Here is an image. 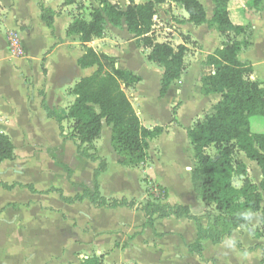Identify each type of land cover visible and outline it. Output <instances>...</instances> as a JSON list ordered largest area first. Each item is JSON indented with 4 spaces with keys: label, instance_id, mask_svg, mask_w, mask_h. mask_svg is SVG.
Here are the masks:
<instances>
[{
    "label": "crops",
    "instance_id": "obj_1",
    "mask_svg": "<svg viewBox=\"0 0 264 264\" xmlns=\"http://www.w3.org/2000/svg\"><path fill=\"white\" fill-rule=\"evenodd\" d=\"M41 1L45 7H48L59 14L55 18L53 30L49 28L54 38L52 39L54 45L50 50L42 54V58L39 61L40 65L44 54L47 55L46 57L48 61L54 51L61 48L69 51V56L72 55L73 58L69 59L68 65L64 67L63 74L60 75L59 80H56L55 78L54 81L53 73H51V70L47 65L49 71L46 77V82L44 83V91H41L39 94L38 83H42L40 80L41 68H39L40 79H36V84L38 85L35 88L25 79L27 76L34 74V67L37 63L32 58L29 43L24 45L22 42L27 54L23 61V63H26L24 64L25 66L18 63V58L8 56L9 60L14 62L15 71H7V73L15 75L18 79V84L24 88V103L19 105L12 100L11 96L6 98L0 96V99L4 98L5 100L0 103V115L4 119V122L0 126L1 133L8 135L15 146L14 160L0 163V264H82L86 259L100 256L104 257L105 264H140L142 260L147 258L153 261L158 260L161 262L159 264H163L162 261L169 257L168 252H171V259L175 261L192 260L193 263L190 262V264H211V257L216 256L214 258L216 263L221 264V262H225L224 259H221L219 254L211 255L209 257L207 255V248L209 245L220 247L226 243L238 248L241 254L245 256L253 254L255 247L253 239L248 236H241L240 233L244 231L242 228L232 230L230 236L225 238L221 244L215 245L209 240L203 241L202 255H198L191 252L189 248L198 240V227L193 220H178L175 217L170 216L164 219H157L153 227H151L146 224L147 220L143 212L129 208L97 207L89 200H85L81 203L69 204L62 201L60 195L57 193L58 191H62L64 196L68 198H74L77 195L82 194L83 191L78 192L74 196H68L63 189L55 187L41 189L36 181L24 179V177L31 178L28 177L32 172L31 163L29 162L30 157L36 158L37 156L42 162L46 160L51 164L61 166L65 172L66 178L68 173L66 168L68 167V164L65 160H62L60 164H57L55 159L43 158V153L36 152L37 150L46 149L43 145L35 146L34 153L30 156L28 154H23L22 156L19 155V150L15 141L20 139L25 151H28L27 147H29V144H26V133L28 131V126H30L29 118L31 119L32 116L30 112L27 115L22 107H24L25 110L28 108L29 111H31V100H39L40 107L47 117L46 112L42 108V100L43 97H45L46 102L50 107L51 94V98H54L55 103L59 101V106H53L50 108L56 109L61 115H64L63 106L67 104V102L72 104L76 99L72 93L76 84L83 78L91 76L96 70L95 67L83 69L79 66V59L85 54V52H83L84 44L80 41L79 37L77 35L72 36L68 33L70 25L75 21L71 15L72 6H64V0ZM111 1L118 4L115 0ZM148 1L149 0H139L138 3L143 4ZM200 1L206 8L208 21L211 20L215 8L213 0ZM38 2L39 0H34V9L37 15V20L40 18L43 24L47 27L41 18V11ZM129 4V0H123L120 5L123 10H126ZM18 6V0H0V44L4 45L6 51H9L7 36L10 31H16L19 36L20 32H24L30 39L34 37L36 31L33 26L32 18L28 19L27 17H22ZM229 12L232 21V29L228 32V37H224L218 32L215 26L210 27L209 24L195 26L188 21L182 22V20L186 18L184 17V8L179 4L168 2L165 6L157 7V15L154 19L153 26V34L157 41L159 43H170L174 47L185 45L188 48V53L185 58L186 69L182 74L181 79L171 85L164 98L160 97V90L158 95L160 99L166 100L172 96L173 93L175 94V98L171 102L173 104L171 107H177L181 104L179 117L182 110L185 109L188 104V101L197 102L198 100H202L203 102L197 105L190 116V119H195L200 116L199 114L202 109L207 108L206 103L213 108L221 100V94H207L204 90V79L217 73L216 67L207 65L205 62L209 55L213 54L217 49L222 48L224 43L228 40H237L243 43L242 49L238 54L239 61L245 64H250L254 70L252 80L264 84V0L259 6H255L253 0H231L229 4ZM237 26L244 27L245 32L241 35H236L234 28ZM58 29L61 34L58 33ZM206 36L210 38L213 43V46L210 49H206L203 40ZM185 37L188 39H185ZM195 44L201 47L197 48L195 47ZM85 45L88 46V48H93L97 53L108 56L111 62L116 59L115 66L117 69L125 71L126 73H132L142 79V81L136 84L134 89H132V95L135 96L134 100L140 103L141 112L137 114L138 116L141 115L143 117L141 96L138 93V89L141 87V84L145 79L141 76V68L138 65L129 66V62L127 63L123 58L126 55V48L133 46L130 48L131 54L135 51L134 53H136V57L145 65L144 67L147 69V74H149V76H156V80L158 84H160L161 89L164 69L148 60V55L151 50L142 49L140 47V39L135 38L128 31L125 21L120 27H115L107 22L104 37ZM137 58H134L133 54V58H130V60L137 61ZM2 59L4 60V58ZM28 60L33 62L32 67L27 64L26 61ZM24 67H27L30 72H25ZM51 82H55L53 89L52 86L50 87ZM29 88H31L30 94ZM67 90H70L69 93ZM43 92L44 94H42ZM12 94L14 93L12 92ZM199 96L201 98H199ZM211 101L213 104H211ZM48 121L56 127L57 133L60 134L59 124L56 120L49 119ZM178 123L179 125H174L175 129L186 128V130H184L185 135H187V129L194 126L193 123L185 125L181 120L178 121ZM143 125L146 127V124L143 123ZM103 128L107 130L108 133V136L105 137V141L109 149L112 151L111 156L114 160L112 161L114 164H112L109 157L103 153L102 147L97 145L98 154L96 157L102 160L105 157L106 159L104 160L107 162V170L99 178L101 193L102 190H104L107 179H110L114 184L119 183V179H121L118 175L113 174L116 165L120 166V164L119 157L111 145V127L104 123ZM150 128H153V126L151 125ZM251 129L253 133L264 134V118L263 120L253 118L251 120ZM60 140L63 143L73 142L76 149L74 141L64 142L62 138H60ZM242 154L243 153H241V160L243 159L242 161L248 166V177L252 180L250 173L251 170H254L258 182L252 181L257 185H260L262 180L260 167L256 162L247 159L246 156ZM55 157L57 156L55 155ZM88 165L89 170L87 172L90 177V175H94L95 170L99 168L100 161H89ZM123 168H125V171L130 175H134L137 182L140 181L135 195L131 197H123L136 199L138 203H145L149 199L147 193L148 187L144 182L146 179L151 183H154V185H161L164 188L167 187L164 186L166 182L163 178L157 177L154 173L156 167L150 169L147 168L145 170L140 167ZM145 173L147 174L146 177H144ZM158 178L159 181H157ZM72 181L73 184H76L72 187L82 190L81 186L77 185L78 181ZM235 181L237 187L240 188L243 185V178H236ZM239 181L240 185H238ZM5 185L12 188L7 189ZM28 185H32L35 190L31 191L26 187ZM142 185L145 187L143 188ZM185 187L190 191V199H192L194 205L188 202L174 203L172 200L173 192L170 186L169 189L166 188L169 196L164 202L172 205H185L188 206L190 210L193 206L198 207L200 210L199 214L195 215L191 210L192 215L200 217L201 223L205 228L209 227L214 219L213 217H209V214L207 213L208 211L214 212V207L206 205L204 207L201 206L200 203L203 202L197 198L194 192L191 182V172L188 175V183L185 184ZM50 194L58 195V199L52 196L55 198V204L53 205L45 203L46 199H50L48 198L51 196ZM10 195L17 196L10 198ZM20 196L25 197L22 199ZM186 222L188 224H194L196 227L197 234L193 241H187L182 230H173L170 228L171 225H179ZM52 225L55 227L52 228ZM68 234L69 239L67 241ZM234 237L238 239V242ZM168 239L170 240L167 242ZM232 239L236 241V246L232 244ZM245 240L249 243H246ZM67 245L78 246L82 251L74 253V257L70 261L62 263L60 260L63 255L58 257L52 253V250L55 248V250H58L59 252L62 251L64 254ZM83 251H87L88 254H84ZM177 263L181 264L179 262Z\"/></svg>",
    "mask_w": 264,
    "mask_h": 264
},
{
    "label": "trees",
    "instance_id": "obj_2",
    "mask_svg": "<svg viewBox=\"0 0 264 264\" xmlns=\"http://www.w3.org/2000/svg\"><path fill=\"white\" fill-rule=\"evenodd\" d=\"M99 8H94L90 21L75 20L69 27L70 35H77L85 45L96 39H101L106 33L109 22L120 27L125 21L128 31L140 39L142 49H150L148 60L164 69L161 82L160 97L164 98L171 85L180 80L186 69L185 58L188 48L185 45L174 47L170 43H159L153 34L154 19L157 7L168 2L182 6L190 15L188 21L195 26L209 24L218 32L228 37L232 29L229 12L231 0H213L215 5L213 17L208 21L206 9L199 0H149L138 3L139 0H129L126 10L120 8L111 0H97ZM75 0H64V6L73 5ZM255 6L263 0H253ZM41 18L48 28L53 30L58 12L45 7L38 2ZM236 35L245 32L244 27H235ZM185 39H188L185 37ZM243 43L228 40L222 48L209 55L206 64L217 68L215 75L204 79V90L207 94H221V100L213 107V112L205 116L187 129V137L193 148L195 167L191 172V182L197 198L206 206L214 207L213 223L205 228L200 217L194 216L188 206L164 202L169 196L168 190L161 185L149 188V199L138 203L136 199L106 198L102 195L99 178L107 170L106 160L90 153L89 147L102 136L104 123L111 127V145L119 157L123 167L138 168L149 157L150 141L165 133L163 126L147 128L143 125L133 104L121 86V81L127 80V85L134 86L142 79L132 73H126L114 68L113 72H104L111 65L110 58L97 53L93 48H87L79 59L83 69L97 66L98 69L89 77L78 82L72 93L76 97L69 106L67 116L58 110L51 109L43 97L42 108L49 119H55L59 124L61 135L62 123L65 119L72 122L70 140L76 144L77 153L92 161H100L99 168L93 175V188L84 187L82 194L74 198L65 197L62 191L57 193L62 201L74 204L89 200L97 207L129 208L143 212L147 225L153 227L157 219L170 216L176 219L193 220L198 227V240L191 245L190 251L202 255L203 241L221 244L230 236L234 229L250 227V219L254 214H260L261 229L264 232V134L252 132L251 120L254 117L264 118V84L253 81V67L239 61L238 54ZM46 71V70H45ZM172 123L179 125L176 110L172 111ZM214 147L216 155L211 156L207 149ZM243 153L247 159L254 161L261 169L260 185L248 177V166L237 154ZM15 146L10 137L0 133V163L14 160ZM70 173V169L66 168ZM236 178H243V185H235ZM146 183V180L144 181ZM7 189L12 187L5 185ZM34 191L32 185L26 186ZM154 189L160 192L158 196ZM250 231H253L250 228ZM264 262V255H263ZM82 264H105L104 257H93L84 260Z\"/></svg>",
    "mask_w": 264,
    "mask_h": 264
},
{
    "label": "rangeland",
    "instance_id": "obj_3",
    "mask_svg": "<svg viewBox=\"0 0 264 264\" xmlns=\"http://www.w3.org/2000/svg\"><path fill=\"white\" fill-rule=\"evenodd\" d=\"M115 1L118 4L119 3L122 4L123 2V0H115ZM18 4H19L18 7L20 10V14L22 15V17H27L28 19L32 18L33 26L36 30L34 33V37L32 39L28 38V36L24 32H20V36L24 45L29 43L30 53L32 54V58L34 61L37 62L34 67V74L27 76L25 79L29 83H31L30 85L34 86V88L39 84L38 92L40 94L41 91H44V83L46 82V77L49 71V69H47V65L50 68L51 73H53L54 81L55 78L56 80L57 79L59 80L60 75L63 74L64 67L68 65L69 59H72L73 56L72 55L69 56L68 54L69 51H67L64 48L57 49L49 57L48 61L46 57L47 55L44 54L40 65L39 61L42 58V54L50 50V48L54 45V42L52 41V39L54 38L51 34L50 29L43 24L41 19L39 18L37 20L36 17L37 15L34 9V0H18ZM120 4L119 6L122 9V6ZM71 6H72L71 15L73 16L74 20L90 21L91 20L90 14L92 10L94 8H99L100 4L97 0H75L74 4ZM58 33H60L59 29H58ZM203 40L206 45V49H210L213 46L211 39L208 38L207 36L204 37ZM83 46H84L83 52H86L88 46L86 45ZM131 47L133 46H129V48L128 47L126 48L127 49L126 55L124 56L123 59L127 63L129 62V66L138 65L141 68V72H142L141 76L145 79L144 82L141 84V87H139L138 89V93L141 96V109L143 112V117L141 115L139 116L142 119L143 123L146 124V127L150 128L151 125L153 127L159 125V126H163L165 129V133L163 135H161L157 139L150 141L148 160L145 162V164L141 165L140 168L145 170L147 168L150 169L156 167L154 173L157 175V177L163 178V180L166 182V184H164V186H167L166 188L169 189L170 186L173 192V198H172L173 202L174 203L188 202L194 205L192 199H190L191 198L190 191L185 187V184L188 183V175L190 172H192V170L195 167L193 148L189 142V139L187 138V135H185L184 133V130H186V128L175 129L174 124H172V119H173L172 111L174 109L176 110V114H177L176 119L178 121L181 120L183 124L190 125L191 123H193V125H196L197 122L204 121L205 116L213 112V108L210 107L208 103H206L207 108L201 110L199 114L200 116H198L195 119L194 118L190 119V116L192 115L197 105L203 102L202 100L200 101L198 99L197 102L188 101V104L186 105L185 109L182 110L179 117V110L181 104H179V106L177 107H173V108L171 107L173 105L171 102L175 98V94L173 93V95L167 98L166 100L160 99L158 97L160 84H158L156 80V76L154 75L149 76V74H147L146 71L147 69L144 67L145 65L142 64V61L136 57V53H134L135 51H133V54H134V58H137V61L130 60V58H133V54H131V50H130ZM195 47L200 48L201 46L195 44ZM26 55L27 54L25 52V56H24L25 58ZM8 56H11V53L9 51H6L4 45L0 44V59H1L0 96H3L4 98L11 96L12 100L15 103L21 105L22 103H24L23 102L24 88L20 84H18V79L15 77V75L7 73V71L10 72L15 71L14 62L10 61ZM24 57L18 58L19 60L18 63H20L23 66H25L24 64H26L25 62L23 63ZM2 58H4V60ZM116 61L117 60L115 59V61L111 62V65H107L105 67L104 72H113L114 68H116L115 66ZM26 62L29 66L32 67L33 65L32 61L28 60ZM94 67L96 70L98 69L97 66ZM39 68H41L40 69L41 79L39 76ZM24 71L30 72L27 67H24ZM36 79L38 80L40 79L42 83L39 82L38 84H36ZM127 80L128 79H126L125 81H121L120 82L121 86L125 90L126 94L132 101L137 113L139 114L141 112L140 103L134 100L135 96L132 95L133 94L132 89H134L135 85L134 86L127 85ZM54 85L55 82L50 83V87L52 86V89L54 88ZM30 89L31 88H29V94H30ZM69 91L70 90H67L68 93ZM12 92L14 94H12ZM50 93H51V89H50ZM42 94H44V92ZM4 98L0 99V103L2 101H5ZM199 98L201 97L199 96ZM50 99H51L50 107L59 106V101L55 103L54 98L53 97L51 98V94H50ZM70 104L71 103L67 102V104L63 106L64 107L63 114L65 116H67L68 113L67 108ZM211 104H213L212 101ZM30 106H31V111H29L28 108L27 110H25V108L22 107L23 111L27 115L29 114V112L30 114H32L31 119L29 118L30 126H28L27 128L28 131L26 133V144H29V147H27L28 151L26 152L25 148L23 147L22 141L20 139H17L15 141V144L18 147L19 155L22 156L23 154L24 155L28 154L30 156L32 153H34V149L36 148L35 146L43 145L47 150L46 149L37 150L36 151L37 153H43L42 157L45 159H49V158L52 160L55 159L57 164H60L62 160H65L68 164L67 166L70 168L71 171L70 173L66 172L68 178L67 179L65 172L61 166L51 164L46 160L42 162L41 159H39L37 156L36 158L30 157L29 162L31 163L32 172L30 173L31 175L28 177L31 178L24 177V179H30L36 181L37 185L41 189L51 188V187L63 189L65 194L68 196H74L78 192L84 191V187L93 188L94 185L93 175L92 176L90 175L89 177L87 172L89 170L88 167L89 161L92 160H89L87 157L78 154L73 142H66V141H72L70 140V135L72 132V122L68 119H65L63 121L62 128H63L64 136H62L61 132L60 134L57 133L56 127L48 121L49 119L45 116L43 110L40 107L39 100H31ZM254 118L257 120H263L262 117H254ZM107 136H108L107 130L103 128L101 139L94 142V144L91 147H89V149L91 154L97 156L98 154L97 145H100L102 147L103 153L106 156H108L110 162L114 164L112 162L114 160L111 156L112 151L109 149L105 141V137ZM60 138H62L66 143H63L60 140ZM206 152L211 156L216 155V149L214 147L207 149ZM55 155L57 157H55ZM237 157L241 159V153L237 154ZM104 159L106 158L104 157ZM120 166L116 165L113 173L114 175L116 174L119 177H121V179H119V183L114 184L110 179H107L105 182V187L104 190H102V193L107 198L123 197V196L131 197L135 195L138 188V184H140V181L137 182L134 175H130L127 171H125V168ZM146 176L147 174L145 173L144 177ZM250 177L252 178L253 181L258 182L254 170H251ZM72 180L78 181L77 185H80L82 190L79 188L75 189L74 187H72L76 185L73 184ZM157 181H159V178ZM145 185L148 187V189L155 188L156 186L154 185V183H151L148 179H146ZM238 185H240V181L238 182ZM142 187L144 188L145 186L142 185ZM261 191L263 194V205H264V190ZM155 192L158 196L160 195L159 191H155ZM50 195L51 196L48 197L50 199H46L45 203L53 205L55 204L54 197L58 199V195L56 194H50ZM16 196L17 195L15 196L10 195V198ZM24 197L25 196H20V198L22 199ZM200 204L202 207L205 206L204 203H200ZM191 210L192 213L195 215H198L200 211L196 206H193ZM209 212H211V214L214 213L213 211H208V213ZM54 227L55 226L52 225V228ZM170 228L173 230H177V229L182 230V233L187 241H193L197 234L195 225L188 224L187 222L181 223L179 225H171ZM250 228H252L253 231H250ZM242 230L244 231L240 233L241 236H248L253 239V242L255 244L253 254L248 255L247 253L248 256H245L241 254L238 248L231 246L229 243H226L225 245H222L220 247H214L213 245H209L207 248V255L210 257L211 255L219 254L221 259L223 258L225 261V262H221V264H264L263 262L264 232L261 229L259 214H254L250 219V227H243ZM234 238L236 239V237ZM68 239H69V234L67 236V241ZM169 240L170 239H168L167 242ZM237 240L238 239H236V241ZM236 241L232 239V244L235 246H236ZM245 241L246 243H249L247 240ZM80 251L82 250H80L78 246L67 245L64 254L62 251L59 252L58 250H55V248L52 250V253L58 257L63 255L60 262L65 263L70 261L74 257V253H78ZM83 253L88 254L87 251H83ZM170 253L168 252L169 257L168 258L165 257L167 259L162 261L163 264H178L177 262L181 264L184 263L190 264V262L193 263L192 260L187 261L183 259H181L183 261L176 260L177 261L176 262L175 260L171 259L172 256ZM215 257L216 256L211 257V264H217L216 260L214 259ZM159 263L161 262H159L158 260L153 261L147 258L142 260L140 264H159Z\"/></svg>",
    "mask_w": 264,
    "mask_h": 264
},
{
    "label": "built area",
    "instance_id": "obj_4",
    "mask_svg": "<svg viewBox=\"0 0 264 264\" xmlns=\"http://www.w3.org/2000/svg\"><path fill=\"white\" fill-rule=\"evenodd\" d=\"M8 40V49L11 53V56L14 58H22L25 56V49L22 45L21 38L16 31H10L7 36ZM4 122L3 117L0 115V126ZM1 133V129H0ZM155 191H158L155 189ZM156 193V192H155Z\"/></svg>",
    "mask_w": 264,
    "mask_h": 264
},
{
    "label": "water",
    "instance_id": "obj_5",
    "mask_svg": "<svg viewBox=\"0 0 264 264\" xmlns=\"http://www.w3.org/2000/svg\"><path fill=\"white\" fill-rule=\"evenodd\" d=\"M184 17L186 19H189L190 18V15L187 13V11L184 9Z\"/></svg>",
    "mask_w": 264,
    "mask_h": 264
}]
</instances>
